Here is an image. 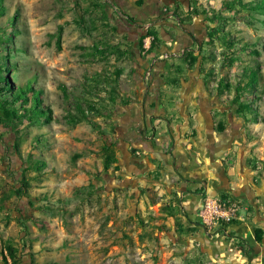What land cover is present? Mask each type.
Masks as SVG:
<instances>
[{"label": "rangeland", "instance_id": "rangeland-1", "mask_svg": "<svg viewBox=\"0 0 264 264\" xmlns=\"http://www.w3.org/2000/svg\"><path fill=\"white\" fill-rule=\"evenodd\" d=\"M259 3L264 0H200L196 12L209 19L208 30H218L206 41L205 68L216 88H224L248 114L264 152ZM2 5L0 27L14 32L7 42L14 64L8 75L13 84L34 78L51 118L23 120L14 132L0 126V187L7 191L27 167L31 195H47L33 204L25 197L7 201L0 210V248L2 241L13 242L21 264H159L150 223L129 214L127 195L118 197L105 183L113 167L104 170L112 108L123 97L114 87L117 46L105 0H3ZM223 35L235 38L234 45L223 42ZM255 68L257 74L248 72ZM37 159L43 168H36ZM38 205L47 208L37 210Z\"/></svg>", "mask_w": 264, "mask_h": 264}, {"label": "crops", "instance_id": "crops-1", "mask_svg": "<svg viewBox=\"0 0 264 264\" xmlns=\"http://www.w3.org/2000/svg\"><path fill=\"white\" fill-rule=\"evenodd\" d=\"M195 1L105 0L123 96L112 108L117 162L105 183L150 223L159 264H264V152L248 114L205 68L210 22ZM147 24L156 39L143 51ZM204 195L242 198L247 214L209 230Z\"/></svg>", "mask_w": 264, "mask_h": 264}, {"label": "trees", "instance_id": "trees-1", "mask_svg": "<svg viewBox=\"0 0 264 264\" xmlns=\"http://www.w3.org/2000/svg\"><path fill=\"white\" fill-rule=\"evenodd\" d=\"M2 1L3 0H0V12H2L4 9ZM255 9L260 11L261 13H264V4L259 3L257 7H255ZM14 19L15 17H12L10 21H13ZM217 32V29H213L212 31L209 29L207 32V36L210 39L215 36ZM13 33V31L7 32L5 28L0 27V126L3 128L10 129L11 132H14L13 130L16 125L18 123H21L23 120H26L27 123H31L40 120L49 121V119L51 118V110L41 98V90L37 89L33 84L34 78H28L22 84H13L10 79V76L8 75L10 73L11 68L14 67V64L9 61L10 52L7 51V42L12 39ZM155 39L156 38L154 36L152 45L155 43ZM221 39L223 42H228L229 45H234L235 38L227 39L223 35ZM252 44H254L253 41L252 43H243V45L249 46ZM3 50H6V53H2ZM210 58H214V54L210 55ZM234 60L235 58L231 57L229 63H233ZM256 69L257 68L249 69L248 72L250 74H257ZM211 73L212 71H210V74ZM249 80L251 83L254 82L255 79H253V77H250ZM250 83H247V86H249ZM240 108L242 109V107L239 105V109ZM116 162L117 158L115 156V152L112 150L111 147L109 148V146H106L104 170H108ZM35 165L36 168L40 169L43 168L44 163L37 159L35 161ZM113 167L116 168V166ZM26 169L27 167L23 168V175L21 176V178L16 183H12V185L10 184L8 186L7 191L3 190L2 187H0V210L6 208L7 201L11 197H25L28 199L29 204H33V200H44L47 198L46 193H40L41 197L39 195L36 199H34V196L31 195L30 187L32 183L30 181V177L24 174ZM43 207L47 208V206L44 205H38L36 208L37 210H40ZM36 221L38 222V220ZM19 223L22 227H26L24 219L19 220ZM257 232V234L261 233L259 231ZM2 244L3 246L0 248V253L4 260V264H21L19 248L9 240L2 241Z\"/></svg>", "mask_w": 264, "mask_h": 264}, {"label": "built area", "instance_id": "built-area-1", "mask_svg": "<svg viewBox=\"0 0 264 264\" xmlns=\"http://www.w3.org/2000/svg\"><path fill=\"white\" fill-rule=\"evenodd\" d=\"M150 25L145 26L146 34L142 40V50L149 51L154 40V35L149 31ZM160 57H166L161 55ZM155 59H153V63ZM151 67L146 71V77L150 74ZM248 205L245 200L239 197L229 195H204L202 205L199 210V218L201 223L209 230L223 229L226 225L241 219L247 214Z\"/></svg>", "mask_w": 264, "mask_h": 264}]
</instances>
